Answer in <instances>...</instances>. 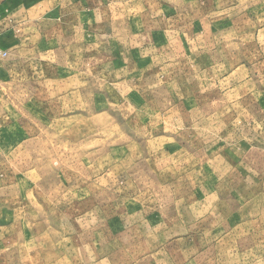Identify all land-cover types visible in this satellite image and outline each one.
<instances>
[{
  "label": "rangeland",
  "instance_id": "obj_1",
  "mask_svg": "<svg viewBox=\"0 0 264 264\" xmlns=\"http://www.w3.org/2000/svg\"><path fill=\"white\" fill-rule=\"evenodd\" d=\"M20 5L0 264H264V0Z\"/></svg>",
  "mask_w": 264,
  "mask_h": 264
},
{
  "label": "crops",
  "instance_id": "obj_2",
  "mask_svg": "<svg viewBox=\"0 0 264 264\" xmlns=\"http://www.w3.org/2000/svg\"><path fill=\"white\" fill-rule=\"evenodd\" d=\"M8 2L11 6L7 5ZM23 10H25V8L21 7L20 0H8L7 3H4L3 0L0 1V51L6 50V36L12 31L11 29L20 22L19 20L22 18L21 12ZM34 10H37L40 14L44 12V8H42L40 4H38Z\"/></svg>",
  "mask_w": 264,
  "mask_h": 264
},
{
  "label": "built area",
  "instance_id": "obj_3",
  "mask_svg": "<svg viewBox=\"0 0 264 264\" xmlns=\"http://www.w3.org/2000/svg\"><path fill=\"white\" fill-rule=\"evenodd\" d=\"M0 52H1V51H0ZM2 56H3V57H6V53H2Z\"/></svg>",
  "mask_w": 264,
  "mask_h": 264
}]
</instances>
